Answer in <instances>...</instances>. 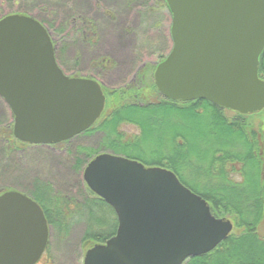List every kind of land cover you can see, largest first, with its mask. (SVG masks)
I'll list each match as a JSON object with an SVG mask.
<instances>
[{
	"label": "water",
	"instance_id": "obj_1",
	"mask_svg": "<svg viewBox=\"0 0 264 264\" xmlns=\"http://www.w3.org/2000/svg\"><path fill=\"white\" fill-rule=\"evenodd\" d=\"M166 3L173 46L155 70L158 92L245 116L262 112L264 0ZM0 97L14 117V137L31 146L71 141L106 106L102 85L64 74L48 30L21 14L0 19ZM83 181L118 221L115 235L88 249L83 264H184L213 252L234 230L166 168L102 153L85 167ZM50 234L37 202L18 191L0 195V264H37Z\"/></svg>",
	"mask_w": 264,
	"mask_h": 264
},
{
	"label": "trees",
	"instance_id": "obj_2",
	"mask_svg": "<svg viewBox=\"0 0 264 264\" xmlns=\"http://www.w3.org/2000/svg\"><path fill=\"white\" fill-rule=\"evenodd\" d=\"M158 2L163 8L169 9L166 0H157ZM131 4L141 6L142 2L135 0ZM146 10L151 13L154 8L147 6ZM8 15L12 13L1 14L0 19ZM21 15L33 17L48 30L55 46L56 61L64 74L69 77H83L79 71L66 70V50L65 47H58L56 35L66 29L67 32L74 33L77 29L76 22H80L84 28L78 29L79 38L86 40L98 33L94 21L82 14H77V17L73 14L69 19H64L66 28L57 29L53 22H50L55 21L53 18L47 22L31 14ZM148 73L147 69L141 70L136 80L123 87L110 88L102 85L106 96L105 110L99 120L84 133L87 135L96 131L102 132L99 148L79 146L76 149L78 157L74 167L82 186L81 199L54 192L49 184L43 182L34 185L32 195H25L40 205L51 231L63 240L69 237L75 222L83 223L85 232L80 246L85 254L95 244H104L113 237L118 227L113 209L93 194L83 181V172L88 163L102 153H112L137 160L148 167L166 168L174 172L186 187L206 200L216 218L225 217L234 224L231 235L217 249L207 255L192 258L188 264H264V237L260 236L259 230L260 225L264 223V127L261 123H254L255 119L248 122L249 118L262 112L245 116L231 111L235 116L229 117L226 111L230 110L205 100L171 101L158 92L153 76L154 69L151 75ZM259 77L264 80V52L260 58ZM84 78L100 83L92 76ZM152 91L161 98L147 102L144 93ZM13 121L14 117L10 122L4 123L5 125L0 123V138L6 141L5 152L8 153L16 151L19 146H30L14 137ZM159 123H163L159 127L166 126L170 131H173V128L187 130L191 127L197 135H203L200 128L208 127L209 135L213 136L217 143L207 147V144L200 141L201 145H197L199 161L195 168L197 174H207V177L200 176L202 181L193 184L182 176L183 168L187 167L183 155L189 150L186 132H175L170 140L178 146L179 152L174 151L173 155L162 154L156 159H150L131 153L130 149L137 146L138 141L147 140L153 126ZM128 124L140 129V138L126 139L120 128ZM167 134L164 131L159 138L165 144L168 142ZM68 142L70 141L61 144ZM41 189L43 193H37ZM7 191L0 192V195ZM48 191L49 196L46 199L45 192ZM48 249L49 244L46 252Z\"/></svg>",
	"mask_w": 264,
	"mask_h": 264
},
{
	"label": "rangeland",
	"instance_id": "obj_3",
	"mask_svg": "<svg viewBox=\"0 0 264 264\" xmlns=\"http://www.w3.org/2000/svg\"><path fill=\"white\" fill-rule=\"evenodd\" d=\"M133 1L135 0H0V15L27 13L47 22L53 18L55 21L50 22L57 29L66 28L63 21L73 14L76 17L77 14H82L90 18L97 26V35L86 40L80 39L78 29L84 28L80 22H76L77 29L72 34L67 29L58 36L55 34L58 47H65L66 50L65 68L68 72L71 69L79 71L82 78L92 76L106 87L119 88L136 80L141 70L147 69L151 75L163 57L169 55L173 46L169 9L163 8L157 0H140V7L131 4ZM147 6L153 7L154 11L148 13ZM144 95L147 102L161 98L154 91ZM226 114L229 117L235 116L231 111H226ZM253 119L256 120L254 123H261L264 127L263 111L249 118L248 122ZM11 120L12 112L0 97V123L6 124ZM162 124L154 125L147 140L138 141L137 146L130 149L131 153L150 159H156L162 154L173 155L174 151H179L177 144L170 140L175 132H186L189 150L183 155L187 167L183 168L182 176L193 184L202 181L200 176L205 178L208 175L197 174L195 171L199 161L197 145L203 142L211 147L217 143L209 135L208 127L200 128L203 135H197L191 127L187 130L173 128L170 131L166 126L159 127ZM120 130L126 139L141 136L140 129L134 125H124ZM164 131L168 133L166 144L159 139ZM101 139L102 132L96 131L87 135L83 133L66 144L19 146L16 151L8 153L5 152L6 141L0 138V192L8 190L32 195L34 185L43 182L49 184L54 192L81 199L82 186L74 167L78 157L76 149L79 146L99 148ZM37 193H43L42 189ZM45 195L48 199L49 191ZM78 222H75L65 240L51 231L49 249L37 264H83L84 253L80 242L85 225ZM259 230L264 234V223ZM189 262L190 260L184 264Z\"/></svg>",
	"mask_w": 264,
	"mask_h": 264
},
{
	"label": "flooded vegetation",
	"instance_id": "obj_4",
	"mask_svg": "<svg viewBox=\"0 0 264 264\" xmlns=\"http://www.w3.org/2000/svg\"><path fill=\"white\" fill-rule=\"evenodd\" d=\"M169 13H170V12H169ZM170 14H171V13H170ZM171 19H172V17H171ZM171 22H172V21H171ZM1 139H2V138H1ZM260 226H261V225H260ZM260 236H261V237H264V234H263L261 231H260ZM191 259H192V258H191ZM191 259H189V260H191ZM189 260H187V261H189ZM187 261H186V262H187ZM186 262H185V263H186Z\"/></svg>",
	"mask_w": 264,
	"mask_h": 264
}]
</instances>
